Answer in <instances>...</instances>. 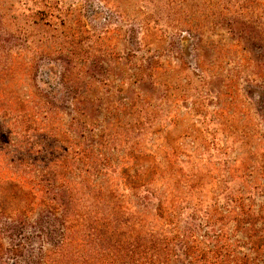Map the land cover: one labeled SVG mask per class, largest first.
Returning <instances> with one entry per match:
<instances>
[{
    "label": "rangeland",
    "instance_id": "rangeland-1",
    "mask_svg": "<svg viewBox=\"0 0 264 264\" xmlns=\"http://www.w3.org/2000/svg\"><path fill=\"white\" fill-rule=\"evenodd\" d=\"M0 264H264V0H0Z\"/></svg>",
    "mask_w": 264,
    "mask_h": 264
}]
</instances>
